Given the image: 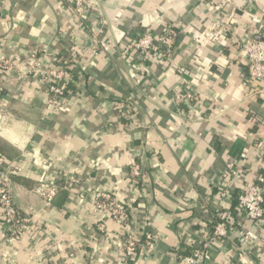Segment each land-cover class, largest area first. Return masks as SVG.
<instances>
[{
  "label": "crops",
  "instance_id": "0c3cea01",
  "mask_svg": "<svg viewBox=\"0 0 264 264\" xmlns=\"http://www.w3.org/2000/svg\"><path fill=\"white\" fill-rule=\"evenodd\" d=\"M222 1L89 0L69 20L65 0H0V57L20 54L26 63L33 52L48 66L65 38L81 48L58 113L46 105L38 80L20 83L15 71L5 76L0 151L16 167L14 204L35 214L42 229L9 242L0 223V264H176L221 218L235 221L228 226H240L251 242L245 249L229 229L200 264H264V227L243 219L233 202L245 179L264 174V154L255 147L264 145V84L247 81L236 59L237 35L264 39V0ZM230 12L232 29L224 31L220 20ZM82 24L85 33L74 27ZM166 26L176 31L169 57L155 63L136 52L121 56L126 41ZM93 31L99 33L94 57ZM183 89L200 100L177 107L173 96ZM229 162L249 172L225 180ZM135 163L142 179L132 189ZM42 182L66 192L63 200L56 193L44 212L35 192ZM96 188L127 206L128 225L104 217L111 234L96 231L100 218L90 207ZM146 230L154 247H139L134 260L126 259L125 233ZM243 249L246 256L238 257Z\"/></svg>",
  "mask_w": 264,
  "mask_h": 264
},
{
  "label": "built area",
  "instance_id": "2783aa9c",
  "mask_svg": "<svg viewBox=\"0 0 264 264\" xmlns=\"http://www.w3.org/2000/svg\"><path fill=\"white\" fill-rule=\"evenodd\" d=\"M67 2L68 13L65 16L70 19L72 12L74 14L85 6L89 5V0H65ZM224 4L226 0L222 1ZM65 9V7H64ZM213 5L210 3L207 10H212ZM71 13V14H70ZM232 13L223 16L222 22L224 31L231 30ZM74 27L81 33H85L84 25H74ZM88 37L90 41V54L97 56L99 49V40L97 31H93ZM235 32V31H234ZM236 34V33H235ZM64 48L61 49L55 56H52L51 64L48 66L41 65L36 53H30L26 57L20 54L12 55L10 57H0V114L2 112L3 103L1 102L5 76L13 71L17 72V77L22 82L38 80L39 88H41L47 95L46 105L57 113L60 112L64 105V101L69 93L68 85L72 82V69L77 63L75 54L81 49L78 45L64 39ZM176 40V31L174 28L166 26L158 32L147 31L140 36L126 41L120 53L121 56L130 55L136 52L141 57L152 58L153 62H159L163 58L169 57L172 47ZM237 52L236 59L244 67V73L247 81L251 83L264 84V39L256 38L251 35H237L236 40ZM51 56L49 52L45 54ZM200 100V95L191 91L190 89H183L177 91L173 96V103L178 107L179 105L195 103ZM120 115L124 118H130V112L124 107L121 108ZM131 107V105H130ZM123 109V110H122ZM132 109V108H131ZM255 147L263 152L264 145L261 141L255 144ZM241 159L247 158V153L240 154ZM260 170L264 171V164L259 166ZM248 169H239L237 163L229 162L226 164L225 170L222 173L223 179H235L240 176H246ZM16 174V167L11 163L5 161L4 154L0 151V223L8 229V236L5 241L11 239H19L20 235L27 230H41L42 225L37 222L36 215H31L19 210L13 202L11 195V176ZM131 181V187L137 188L141 183L142 169L139 164L135 163L130 166L128 173ZM245 179V178H244ZM58 190V185L52 182H42L36 188L35 192L44 202V209L52 203ZM219 197L225 196V191L219 190L217 193ZM235 203V210L239 215L246 220L252 221L256 227H264V174L260 173L255 180L242 182L233 197ZM90 207L99 215V221L96 222V231L102 234H111L106 223L102 218L106 217L117 223L120 226H126L129 223L127 206L111 193L109 190H101L99 188L93 189L92 200ZM235 221L231 219H222L216 221L214 225L207 230L205 241L199 247L191 245L190 250L186 253H181L176 256V264H200L202 255L208 246L213 241H221L229 236V229L234 230L236 237L241 241L242 245L248 247L251 242V237L245 233L240 226H228ZM239 222V221H238ZM150 222L147 221V225ZM239 225V223H237ZM154 234L146 230L141 233L128 231L122 240L124 257L129 260H134L137 256V251L140 248L146 251H151L154 247ZM243 249L237 254L238 257L246 256L247 251Z\"/></svg>",
  "mask_w": 264,
  "mask_h": 264
},
{
  "label": "trees",
  "instance_id": "16d2710c",
  "mask_svg": "<svg viewBox=\"0 0 264 264\" xmlns=\"http://www.w3.org/2000/svg\"><path fill=\"white\" fill-rule=\"evenodd\" d=\"M86 70L85 62H82V65L78 69L79 75H83V72ZM18 179V178H17ZM57 194H60L62 200L66 197V192L61 187H58ZM58 203V202H57Z\"/></svg>",
  "mask_w": 264,
  "mask_h": 264
},
{
  "label": "water",
  "instance_id": "95a60500",
  "mask_svg": "<svg viewBox=\"0 0 264 264\" xmlns=\"http://www.w3.org/2000/svg\"><path fill=\"white\" fill-rule=\"evenodd\" d=\"M88 43L86 42L85 45H87Z\"/></svg>",
  "mask_w": 264,
  "mask_h": 264
}]
</instances>
